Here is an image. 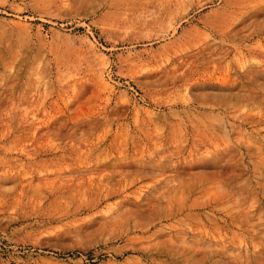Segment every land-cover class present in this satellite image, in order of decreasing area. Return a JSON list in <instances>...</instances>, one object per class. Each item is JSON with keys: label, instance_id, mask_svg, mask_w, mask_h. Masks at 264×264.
Wrapping results in <instances>:
<instances>
[{"label": "rangeland", "instance_id": "obj_1", "mask_svg": "<svg viewBox=\"0 0 264 264\" xmlns=\"http://www.w3.org/2000/svg\"><path fill=\"white\" fill-rule=\"evenodd\" d=\"M0 264H264V0H0Z\"/></svg>", "mask_w": 264, "mask_h": 264}, {"label": "bare ground", "instance_id": "obj_2", "mask_svg": "<svg viewBox=\"0 0 264 264\" xmlns=\"http://www.w3.org/2000/svg\"><path fill=\"white\" fill-rule=\"evenodd\" d=\"M204 91H206V92H215V89H203Z\"/></svg>", "mask_w": 264, "mask_h": 264}]
</instances>
